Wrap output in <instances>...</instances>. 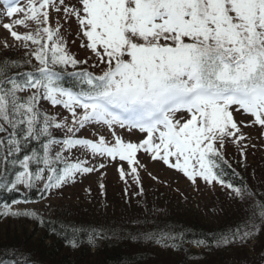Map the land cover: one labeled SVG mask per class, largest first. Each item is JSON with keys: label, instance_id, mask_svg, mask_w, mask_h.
I'll return each instance as SVG.
<instances>
[{"label": "snow or ice", "instance_id": "1", "mask_svg": "<svg viewBox=\"0 0 264 264\" xmlns=\"http://www.w3.org/2000/svg\"><path fill=\"white\" fill-rule=\"evenodd\" d=\"M53 10L63 11L66 22L75 19L81 46L96 61L92 67L101 66L98 74L86 68L70 73L74 87L63 85V70L87 65L89 58L67 51L59 23L51 26ZM3 15L9 22L0 25L8 36L0 47L22 48L27 59H0V188L12 192L42 184L40 191L48 193L105 167L73 158L72 150L80 149L126 162L127 168H117L125 195L129 180L143 194L142 152L193 185H219L242 205L240 221L210 241L196 240L197 247L243 245L264 230V194L243 180L230 181L225 172L227 166L239 176L226 158L228 144L242 158L256 147L245 128L258 127L264 138V0H27L24 7L5 0ZM20 26L28 30L17 31ZM24 64L31 70L16 71ZM42 101L62 106L68 115L50 114ZM237 113L250 119L238 121ZM93 122L112 130L113 142L76 135ZM115 125L144 136L126 141ZM54 130L64 135L56 137ZM100 189L103 194V183ZM22 203L30 201L3 204L0 217L44 223L38 211L14 207ZM85 236L90 247L106 238L103 230L73 228L68 244L75 248ZM143 238L173 250H182L184 240L172 230ZM5 256L13 258L0 264H33L22 250H5Z\"/></svg>", "mask_w": 264, "mask_h": 264}, {"label": "trees", "instance_id": "2", "mask_svg": "<svg viewBox=\"0 0 264 264\" xmlns=\"http://www.w3.org/2000/svg\"><path fill=\"white\" fill-rule=\"evenodd\" d=\"M5 57L21 62L27 59L24 52L9 49L0 51V59ZM28 70H31V66L24 64L16 71ZM64 73L63 85L74 87L75 78L67 75V70ZM46 111L49 112L47 109ZM231 164L239 176H234L232 170L225 166L227 179L234 183L243 180L257 194H264V170L247 167L246 163ZM66 186L67 184L48 193L40 191V184L32 189L20 186L19 191L12 192L0 188V207L5 203L11 204L13 200L39 202L54 191H62ZM141 187L143 194H138L140 189L131 183L127 195L124 187L122 192L118 191L115 196H110V202L106 201L109 197L103 193L102 201L94 197L90 203L88 200L65 205L56 216L40 215L43 224L23 217L10 219L12 221L7 224L12 227L0 235V259L13 258L5 256V250H22L31 257L33 264H258L255 260L260 255L264 256V230L243 245L215 248L197 247L195 244L199 239L212 240L228 226L240 221L245 213L238 201L229 197L210 200L206 211L200 203L194 204L191 200L188 202L186 197H179L174 191L164 192L144 183H141ZM4 218L0 217L1 223ZM26 221L31 223L30 228L28 231L24 228L20 230L18 226H28ZM50 228H55L56 232L53 233ZM73 228L83 229L85 232L92 229L103 230L106 238L99 239L97 246L90 247L85 236L79 246L73 248L68 244ZM169 230L184 236L182 250L164 248L143 238L144 233ZM81 236L82 233L78 232L77 237ZM133 236L137 239L133 240ZM252 240L254 243L251 245V252L255 253L253 258L241 259L238 252L233 253L235 249L245 248ZM156 251L167 254V257L158 255ZM230 254L234 257L229 262L227 258ZM171 255L181 257L175 260Z\"/></svg>", "mask_w": 264, "mask_h": 264}, {"label": "rangeland", "instance_id": "3", "mask_svg": "<svg viewBox=\"0 0 264 264\" xmlns=\"http://www.w3.org/2000/svg\"><path fill=\"white\" fill-rule=\"evenodd\" d=\"M10 1L11 0H7V2ZM76 3L77 0H65V4L75 5ZM26 4L27 1L15 5L24 7ZM4 8L5 0H0V21L9 22L8 18L3 15ZM17 18H22V14L18 15ZM50 20L52 27H56L57 23H59L61 27V35L64 37V40L67 45V51L79 60L89 58V63L84 66L92 68L95 72L99 73L101 70V66L92 67V65L95 64L96 61L94 59H91L90 50L81 46L82 39L80 35H78V25L76 24L75 19L73 18L71 21L66 22V17L63 11L57 13L53 10L50 13ZM31 27L35 28V25L32 24ZM16 30L23 33L28 29H25L24 27L20 26ZM6 36H8V33L3 29L2 25H0V41H2L3 38ZM14 48L15 47L10 48L9 50L20 51V53H23L25 51L21 50L22 48ZM7 50L8 49H3L2 47H0V51ZM48 107L50 109V113L58 115V118H63L64 116L68 115V113L65 109L62 108V106L52 107L50 103H48ZM235 118L238 121H247L250 119V117H248L247 115H240L239 113L236 114ZM113 127L116 135L121 136L126 141L130 140L132 142H137L140 138L144 136V134L139 132L138 130L129 131L128 128H121L119 127V125H115ZM57 131V135H64L62 131ZM244 131L245 133L250 134V144H254L256 145V147L250 146L247 150V156L245 158H242L240 157L236 147L232 144H228L225 153L226 158L230 163H243V165L244 163H246L247 167L257 168L263 171L264 138L260 137V129L258 127H249L245 128ZM76 135L78 137H90L92 139H98L100 135H103L107 141L113 142L112 130H110L105 125L96 124L94 122L80 129L76 133ZM71 155L73 158L87 159L90 166H98L100 163H103L105 164V167L92 173L78 175L74 183H68L65 189L54 193L52 197L48 198L45 201L36 204L15 205L14 207H18L21 209H34L38 211L39 215H42L41 212L45 214L42 216H56L59 214L61 207L77 201L84 202L90 200L88 201V203H90L94 197H98V199L102 201L103 194H101L100 189L101 183H103L104 185L103 193H105V195L109 197L108 200H106L107 202H110V196H115L118 190L119 192L123 191V187L125 186V184L119 179V173L117 172V168L120 167L122 163L123 166L127 168L126 162H120L118 159L116 161H112L108 158H94L91 156V154H86L83 150L80 149H73ZM138 155L141 163L147 166L146 171L144 169H140L141 182L145 181L144 183H146L150 187H157V189L162 190L164 192H167L169 190L174 191L175 195L179 197H186L188 202L191 200V202H193L194 204L200 203L202 208H206V211L209 209L208 204L210 203V200L212 201L214 199H224L225 197H228V195L226 194V190L221 188L219 185H217L215 188H212L206 185L203 181H198L197 185H193L183 176L182 173H178L174 169H168L162 163L152 161L142 152ZM149 172H151L152 175H155L157 179L153 180L152 177L148 174ZM129 183H131V180H129ZM86 189L90 191H86ZM8 221L12 220H6L0 223V235L7 231L8 228L12 227L11 225H9V223L7 224ZM26 223L28 226H18L19 229L24 228L28 231L31 226V223L27 221ZM253 243L254 242L252 240L247 243L245 248H241V250L235 249L233 253L238 252L241 256V259L250 260L255 255V253L251 252V245ZM257 245H259V243H257ZM156 253L158 255L162 254V252L157 251ZM162 255L167 257V254ZM180 257L181 256L179 255H171V258L175 260ZM233 257L234 255L230 254L227 258L228 261H233ZM260 257L261 255L259 256V258ZM258 260L259 259L255 260V262H257ZM196 264H208V262H198Z\"/></svg>", "mask_w": 264, "mask_h": 264}]
</instances>
